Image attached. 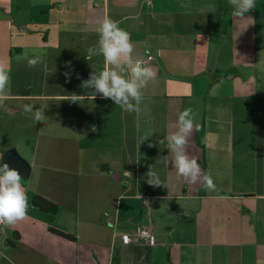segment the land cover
Segmentation results:
<instances>
[{"label":"crops","instance_id":"1","mask_svg":"<svg viewBox=\"0 0 264 264\" xmlns=\"http://www.w3.org/2000/svg\"><path fill=\"white\" fill-rule=\"evenodd\" d=\"M233 11L230 0H0L10 74L0 163L9 149L25 161L27 174L9 167L29 205L25 220L0 228V264H264V0L243 18ZM105 17L157 74L139 114L81 87L104 67L85 56ZM25 53L42 63L29 68ZM73 94L83 98L66 100ZM189 107L204 140L194 129L187 152L215 191L165 162L166 137ZM149 170L160 186L147 183ZM34 195L56 204L55 215L34 207ZM136 225L154 246L123 240Z\"/></svg>","mask_w":264,"mask_h":264},{"label":"clouds","instance_id":"2","mask_svg":"<svg viewBox=\"0 0 264 264\" xmlns=\"http://www.w3.org/2000/svg\"><path fill=\"white\" fill-rule=\"evenodd\" d=\"M234 7L233 16L243 18L245 13L255 8V0H230ZM99 39L94 47L87 49L85 59L91 61L93 57H103L104 67L99 72L93 71L89 78L82 82L81 87L94 90L93 99L99 94L101 98L110 99L123 111L139 114L144 99L143 90L149 82L155 80L156 72L141 58H134V44L130 34L119 26L117 21L105 17L95 28ZM27 66L34 68L42 63L40 55L24 56ZM10 74L0 64V109L7 111L6 101L9 99ZM82 96L71 95L68 99L78 102ZM34 105L25 104L24 113H32ZM195 113L192 108H187L178 114L175 122V131L167 137V147L172 154L171 163L178 176L190 184L202 182L206 191H215L216 185L210 173L202 171L197 158L191 157L187 152L189 137L193 130H199L195 123ZM44 113L37 109L34 113L36 122L43 121ZM148 137H142L140 144ZM164 143V141H161ZM151 146V145H149ZM126 175L130 176L128 172ZM147 183L160 186L162 181L158 174L149 170ZM147 203V202H145ZM28 198L21 184L19 172L10 168L7 163H0V224L15 226L27 217ZM127 242V238L125 240Z\"/></svg>","mask_w":264,"mask_h":264},{"label":"trees","instance_id":"3","mask_svg":"<svg viewBox=\"0 0 264 264\" xmlns=\"http://www.w3.org/2000/svg\"><path fill=\"white\" fill-rule=\"evenodd\" d=\"M195 140L196 143L200 146L203 147V140H204V129H203V125H201L199 127V130L196 131L195 133ZM31 204L36 207L38 210L43 211V212H47L49 213L51 216L55 215L56 211H57V206L56 204H54L52 201L39 196V195H34L31 198ZM50 231L55 233L56 235H59L61 237L67 238V239H73L72 236L65 234L61 231L55 230L53 228H50Z\"/></svg>","mask_w":264,"mask_h":264},{"label":"built area","instance_id":"4","mask_svg":"<svg viewBox=\"0 0 264 264\" xmlns=\"http://www.w3.org/2000/svg\"><path fill=\"white\" fill-rule=\"evenodd\" d=\"M146 61L152 60V55H148L145 59ZM4 224H0V228ZM123 240L125 241L127 238V243H142L147 246H154L156 244V237L155 235L149 230V228L136 225L132 229L130 233H125L122 235Z\"/></svg>","mask_w":264,"mask_h":264},{"label":"water","instance_id":"5","mask_svg":"<svg viewBox=\"0 0 264 264\" xmlns=\"http://www.w3.org/2000/svg\"><path fill=\"white\" fill-rule=\"evenodd\" d=\"M1 163H7L8 165L15 167L16 169H20L19 171H21V173H22V171L26 174L28 173V167L24 168L25 170H22L23 165L26 166L27 164L16 153V151L14 149H9L3 154Z\"/></svg>","mask_w":264,"mask_h":264}]
</instances>
